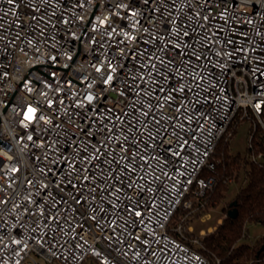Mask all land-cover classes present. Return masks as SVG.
<instances>
[{
    "label": "built area",
    "instance_id": "1",
    "mask_svg": "<svg viewBox=\"0 0 264 264\" xmlns=\"http://www.w3.org/2000/svg\"><path fill=\"white\" fill-rule=\"evenodd\" d=\"M239 110L264 0H0V264H212L187 220Z\"/></svg>",
    "mask_w": 264,
    "mask_h": 264
},
{
    "label": "trees",
    "instance_id": "2",
    "mask_svg": "<svg viewBox=\"0 0 264 264\" xmlns=\"http://www.w3.org/2000/svg\"><path fill=\"white\" fill-rule=\"evenodd\" d=\"M240 116L239 110L218 140L210 157L214 167H204L200 173V176L215 179L213 187L206 192L202 212L224 205L226 213L222 222L213 231L200 236V244L194 246L212 264H264V233L253 243L242 242L248 234V223L264 225V129L259 122L256 128L251 125L252 146L248 145L245 155L234 152L231 141L243 122ZM259 152L263 154L260 159L248 158V155ZM235 175L236 182L240 176H243V180L233 197L228 198L232 188L228 179ZM235 208L237 214L232 217L228 212ZM199 214L197 212L194 217ZM177 217L178 213L174 218ZM193 218L187 220L188 224L192 223ZM191 234L199 235V231ZM83 264L101 263L91 258V262L87 260Z\"/></svg>",
    "mask_w": 264,
    "mask_h": 264
},
{
    "label": "rangeland",
    "instance_id": "3",
    "mask_svg": "<svg viewBox=\"0 0 264 264\" xmlns=\"http://www.w3.org/2000/svg\"><path fill=\"white\" fill-rule=\"evenodd\" d=\"M253 123L252 120H247L238 126V129L232 138L231 144L234 152H240L245 155L247 152V147L249 145L250 138V126ZM243 180V176L239 178L237 182L232 184V188L237 190L239 184ZM234 194H229L228 198H232ZM224 205H219L217 207H210L205 212H200L197 217L193 218L192 225L194 231H200L201 229L205 230V234L213 231L218 224H220L223 220L225 213ZM205 213H210L211 218L202 221V217ZM248 234L243 238L242 242L253 243L261 234L264 233V225L260 223H248ZM88 262H91V258L88 259ZM42 264H49L47 261L42 260Z\"/></svg>",
    "mask_w": 264,
    "mask_h": 264
},
{
    "label": "snow or ice",
    "instance_id": "4",
    "mask_svg": "<svg viewBox=\"0 0 264 264\" xmlns=\"http://www.w3.org/2000/svg\"><path fill=\"white\" fill-rule=\"evenodd\" d=\"M10 2H11V0H10ZM109 79H111V77H109ZM35 111H36L35 109H33V108H29V109H28V113H27L26 116H25V119L31 121V120L33 119V116H34ZM30 138H31V137H30Z\"/></svg>",
    "mask_w": 264,
    "mask_h": 264
},
{
    "label": "water",
    "instance_id": "5",
    "mask_svg": "<svg viewBox=\"0 0 264 264\" xmlns=\"http://www.w3.org/2000/svg\"><path fill=\"white\" fill-rule=\"evenodd\" d=\"M2 141V139H0V142ZM234 204H236V202H234ZM229 215L232 216V217H235L236 214H237V210L236 208L235 209H232V210H229Z\"/></svg>",
    "mask_w": 264,
    "mask_h": 264
}]
</instances>
